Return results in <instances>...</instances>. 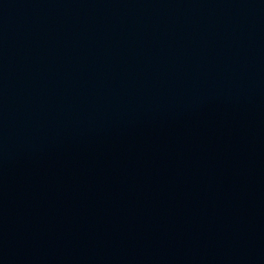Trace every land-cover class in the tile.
Listing matches in <instances>:
<instances>
[{
  "label": "water",
  "instance_id": "95a60500",
  "mask_svg": "<svg viewBox=\"0 0 264 264\" xmlns=\"http://www.w3.org/2000/svg\"><path fill=\"white\" fill-rule=\"evenodd\" d=\"M0 264H264V0H0Z\"/></svg>",
  "mask_w": 264,
  "mask_h": 264
}]
</instances>
